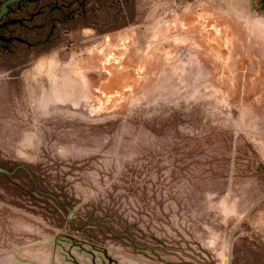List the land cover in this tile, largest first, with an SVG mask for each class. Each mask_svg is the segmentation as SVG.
Masks as SVG:
<instances>
[{
  "label": "rangeland",
  "instance_id": "374dc122",
  "mask_svg": "<svg viewBox=\"0 0 264 264\" xmlns=\"http://www.w3.org/2000/svg\"><path fill=\"white\" fill-rule=\"evenodd\" d=\"M29 3L0 54V264H264L263 0Z\"/></svg>",
  "mask_w": 264,
  "mask_h": 264
},
{
  "label": "trees",
  "instance_id": "16d2710c",
  "mask_svg": "<svg viewBox=\"0 0 264 264\" xmlns=\"http://www.w3.org/2000/svg\"><path fill=\"white\" fill-rule=\"evenodd\" d=\"M5 0H0V6ZM33 0H18L16 2L10 3L7 6V11L5 14L0 18V54L7 51L10 48L11 44V36H10V27L13 24H16L18 21L15 20L11 15L16 12V10L22 9L23 7H27ZM264 4V0H263ZM17 168L26 170L24 166H17ZM0 172L6 173L7 170L0 168ZM27 171V170H26ZM101 241V239H100Z\"/></svg>",
  "mask_w": 264,
  "mask_h": 264
},
{
  "label": "water",
  "instance_id": "95a60500",
  "mask_svg": "<svg viewBox=\"0 0 264 264\" xmlns=\"http://www.w3.org/2000/svg\"><path fill=\"white\" fill-rule=\"evenodd\" d=\"M18 0H5L3 1V3L0 6V18L5 14V12L7 11V6L10 3L16 2ZM1 170V169H0Z\"/></svg>",
  "mask_w": 264,
  "mask_h": 264
}]
</instances>
